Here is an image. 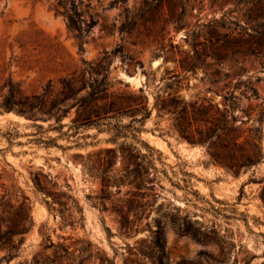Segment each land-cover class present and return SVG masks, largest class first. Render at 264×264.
<instances>
[{
	"label": "rangeland",
	"instance_id": "rangeland-1",
	"mask_svg": "<svg viewBox=\"0 0 264 264\" xmlns=\"http://www.w3.org/2000/svg\"><path fill=\"white\" fill-rule=\"evenodd\" d=\"M136 1L127 0V5ZM235 1L195 2L186 24L175 29L170 21L162 38L119 33L122 6L102 10L93 0L100 17L79 51L64 17L55 14L47 0H0V94L6 92L3 84L9 80L24 93L40 92L48 83L54 85L80 68L82 59L92 60L104 50L118 49L110 66L113 89L142 87L150 108L156 96L172 95L184 101L209 98L222 108V96L234 90L239 97L234 125L242 129L257 126L262 145L261 162L234 175L210 158L206 146L178 137L171 127V115L158 116L153 108L136 133L137 139L128 137L126 141L135 146L133 152L147 153L144 143L159 150L154 151L159 171L153 189L141 185L138 194L131 196L126 192L136 189L130 185L117 183L120 191L114 185L103 191L107 154L100 155L103 161L99 165L93 164L95 155L89 156L100 148L114 147L115 160L108 174L128 173L139 182L144 179L146 158L138 157L136 166L127 148L123 158L119 144L108 141L109 132L91 127L70 135L68 126L52 129L53 119L37 120L42 126L37 128L22 116L0 112L1 179L11 192L28 196L33 218L31 230L12 258L7 260L9 251L0 246V264H33V256L42 253L50 240L88 248L92 253L88 263L95 259L98 263L97 252L104 251L115 264H125V258L136 256L130 252L138 257L139 250L157 255L153 241L160 234L167 264H176L181 258L191 264H264V204L260 198L264 184V46L242 40L243 12L234 6ZM107 2L103 0V5ZM212 19L217 20L209 22ZM103 23L115 27L108 33L101 29ZM211 25L217 30L213 36ZM192 32L198 34L195 46L191 45ZM181 59L194 62V71H183ZM75 115L72 108L62 122L70 123ZM130 120L124 116L122 123ZM93 165L96 167L91 169ZM149 172L152 177L153 171ZM37 173L57 184L55 192L65 193L59 196L64 209L51 195L36 190L32 178ZM125 197L134 198L126 205L119 200ZM121 206L127 211L124 220ZM52 252V246L45 250L48 255ZM144 261L152 264L148 258Z\"/></svg>",
	"mask_w": 264,
	"mask_h": 264
},
{
	"label": "trees",
	"instance_id": "trees-1",
	"mask_svg": "<svg viewBox=\"0 0 264 264\" xmlns=\"http://www.w3.org/2000/svg\"><path fill=\"white\" fill-rule=\"evenodd\" d=\"M37 1V0H36ZM50 8L55 14L64 17L66 27L79 43V51L83 50L84 37L90 32L100 17L96 4L93 0H47ZM102 10L109 7L122 6L124 18L117 26L119 33L132 34V32L144 33L145 36L154 35L155 37H165L168 33L166 29L170 21H174L175 29H179L184 22L186 15L195 2L203 0H138L132 6L127 5V0H108L103 5V0H96ZM234 6L240 8L243 12L244 23H242V40L252 46H264V0H237ZM212 19L209 22H214ZM212 24V23H209ZM112 26L101 25V29L106 32L111 31ZM210 34L217 33L216 27L211 25ZM233 31H230L229 34ZM192 46L197 45L198 34L192 32ZM119 53L118 49L111 51L104 50L100 56L92 60L82 59V66L75 69L63 77L54 85L48 83L40 92L24 93L17 83L10 80L3 84L7 87L6 92L0 94V112H12L15 115L22 116L33 121V126L41 128L37 120L53 119L55 124H50L52 129L62 130L64 126L72 129L70 135H77L79 129L91 127L97 128L98 132H109L108 141L119 144V151L124 158V150L133 156V161L137 166V158L145 157L147 164L145 166V175L142 181L130 178L127 174L124 176H111L108 172L111 170L115 160L116 148H100L96 152L89 154L95 155L93 164H100L103 160L101 154H107L105 161L106 175L102 178V190L106 191L108 187L114 185L116 190L120 191V185H130L136 190H128L131 196L138 194L141 185L145 189H153V180L157 178L158 168L155 166L154 151L159 153L147 143V153L140 151L133 152L135 146L128 145L126 138H136V133L141 131V126L146 118L151 116L152 109L155 108L157 115L169 113L173 120L172 129L178 137L191 144H201L206 146L210 158L217 164L225 167L226 170L234 175L240 174L241 170H246L256 166L262 159V145L260 129L257 126L242 129L235 126L236 116L234 108L238 106L239 97L234 90L223 95L222 108L218 103H214L209 98H201L194 101H184L175 95L162 97L156 96L155 101L150 108L148 106V95L142 87L136 90H115V82L110 77V66L112 57ZM184 59V58H183ZM181 59L179 67L185 71H194L196 65L191 60ZM140 65L141 62H138ZM126 71H130L128 68ZM175 77L178 76L174 72ZM122 83L121 81H118ZM216 82L213 80L212 83ZM129 86L128 83L124 84ZM257 95V94H255ZM75 108V117L70 123H63L64 117L68 116L71 109ZM124 116L131 117L128 123H122ZM260 118H258L259 120ZM247 132V133H246ZM62 134H67L63 132ZM123 138L122 140H119ZM50 139V138H49ZM51 143L50 141L46 142ZM55 144V143H53ZM130 146V147H129ZM159 159V158H158ZM104 163V162H103ZM91 166V169L96 166ZM153 171L152 177H148ZM130 172V171H129ZM138 170L133 173L137 174ZM95 175V174H94ZM134 175V176H135ZM0 175V246L9 251L7 260L12 258L19 246L24 242L25 235L33 226L31 215V202L28 196L21 194L19 197L16 192H11ZM143 181L149 185L143 184ZM32 182L36 190L51 195L53 201H56L62 208L65 203L59 199L60 195L53 190L57 184L51 182L47 175L35 174ZM264 182V177H263ZM120 184V185H117ZM146 195H151L147 193ZM100 198V197H99ZM134 197H125L119 199L123 204H129ZM260 198L264 204V184L261 188ZM105 196H102V200ZM102 206L105 204L101 202ZM122 207V206H121ZM123 220L127 218V211L120 209ZM121 228L126 226L121 222ZM91 245V244H89ZM53 247L52 254H46L45 250ZM128 249L131 248L128 246ZM153 250L157 255H152L145 250H139L140 257L136 252H130L136 255L135 258H125V264H147L144 258L151 260L152 264H167L165 255V241L163 236H157L153 241ZM98 263L90 262L92 253L85 247H73L63 243L54 244L50 240L49 245L44 246L42 253L33 256V264H115L113 258L109 257L104 251L97 252ZM95 257V256H94ZM176 264H191L190 260L181 258Z\"/></svg>",
	"mask_w": 264,
	"mask_h": 264
},
{
	"label": "bare ground",
	"instance_id": "bare-ground-1",
	"mask_svg": "<svg viewBox=\"0 0 264 264\" xmlns=\"http://www.w3.org/2000/svg\"><path fill=\"white\" fill-rule=\"evenodd\" d=\"M9 114H12V115H14V116H17V115H15L14 113H12V112H9Z\"/></svg>",
	"mask_w": 264,
	"mask_h": 264
}]
</instances>
